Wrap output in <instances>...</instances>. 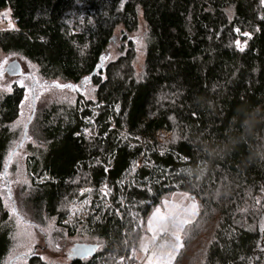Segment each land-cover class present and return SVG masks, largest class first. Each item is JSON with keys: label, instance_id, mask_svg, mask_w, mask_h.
Wrapping results in <instances>:
<instances>
[{"label": "trees", "instance_id": "1", "mask_svg": "<svg viewBox=\"0 0 264 264\" xmlns=\"http://www.w3.org/2000/svg\"><path fill=\"white\" fill-rule=\"evenodd\" d=\"M5 12L2 56L88 88L35 109L21 183L25 91H0V264H55L10 259L14 222L41 221L71 241L62 264H139L146 220L174 194L199 211L167 264H264V0H0Z\"/></svg>", "mask_w": 264, "mask_h": 264}, {"label": "rangeland", "instance_id": "2", "mask_svg": "<svg viewBox=\"0 0 264 264\" xmlns=\"http://www.w3.org/2000/svg\"><path fill=\"white\" fill-rule=\"evenodd\" d=\"M7 13L5 16L4 14ZM0 15V33H8L15 30V24L10 19L9 13L5 12ZM11 25V28H10ZM140 39H133L136 45V62L137 68L141 65V49ZM115 44V42L113 43ZM114 48L109 50V53L103 58V63L110 60L114 54ZM112 59V58H111ZM17 62L20 65L21 73L16 77H9L6 73L7 66ZM16 85L19 88H23L25 91V97L20 107V115L16 124V131L19 140H22L24 147L20 152H16L13 156L10 171L14 170L13 174L17 178V181L24 180V160L28 155V147H35V143L30 137V120L35 109L39 111L44 106L57 102L58 104L70 105L73 102V95L80 91L84 92L88 87L87 83L84 82L80 85L74 86L73 88H54L45 87V84L37 79V73L35 68L13 56L4 57L0 54V91H5L9 86ZM63 85V84H62ZM72 85V84H68ZM32 123V122H31ZM9 173L5 175L4 180L1 182V194L5 199L8 210L15 211L13 206L10 188L8 183ZM186 195L174 194L166 198L161 206L157 207L149 215L144 225V235L138 246L135 247L133 255L137 262L140 264L146 255V250L149 246L162 235L163 231H168L173 238V243L167 244L168 247L174 251L173 258L181 247L182 231L183 229L191 224L197 217L199 206L198 203L191 200L189 197H183ZM10 200V201H9ZM196 205L195 209L191 208L192 204ZM157 210L159 212L157 213ZM188 219L191 221L189 224H182L181 221ZM15 224L17 245L11 252V258L13 263L18 256L22 258L27 257L32 252L40 255L43 259L50 261V263H67L71 256V241L63 237L57 232L53 224L49 221H41L37 226L33 224L23 223L21 225ZM168 229V230H167ZM177 233L179 239H177ZM151 243V244H150ZM158 247V246H157ZM167 248V247H166ZM162 249H159L155 254H159ZM152 258V257H151ZM155 259L152 258L151 262ZM23 261L17 260L14 264H22ZM145 264H150V260Z\"/></svg>", "mask_w": 264, "mask_h": 264}, {"label": "crops", "instance_id": "3", "mask_svg": "<svg viewBox=\"0 0 264 264\" xmlns=\"http://www.w3.org/2000/svg\"><path fill=\"white\" fill-rule=\"evenodd\" d=\"M183 195V194H182ZM183 197H186V196H183ZM168 230V229H167ZM166 231V230H165ZM165 231H163V232H165ZM159 238V237H158ZM157 238V239H158ZM157 241V240H156ZM155 241V242H156ZM154 242V243H155ZM153 243V244H154ZM151 244V243H150ZM152 244V245H153ZM169 245H159L158 247H156L155 249H154V251H153V254L152 255H150V256H148V257H146V255H145V257H144V259L142 260V262L140 263V264H145L147 261H148V259L150 258V257H152V258H154L155 260L154 261H152L151 262V264H157V261H161V262H163V264H167V263H169L171 260H172V258H173V254H174V251H172L171 250V248H169L168 247ZM167 247V248H166ZM159 249H162V251L159 253V254H155V252L157 251V250H159ZM169 253H171V259L169 258Z\"/></svg>", "mask_w": 264, "mask_h": 264}, {"label": "built area", "instance_id": "4", "mask_svg": "<svg viewBox=\"0 0 264 264\" xmlns=\"http://www.w3.org/2000/svg\"><path fill=\"white\" fill-rule=\"evenodd\" d=\"M173 243V238L171 237L170 233L168 231H165L160 235L158 240L152 245L149 246L146 250V257L150 256L153 254L154 249L159 246V245H166Z\"/></svg>", "mask_w": 264, "mask_h": 264}, {"label": "snow or ice", "instance_id": "5", "mask_svg": "<svg viewBox=\"0 0 264 264\" xmlns=\"http://www.w3.org/2000/svg\"><path fill=\"white\" fill-rule=\"evenodd\" d=\"M4 15L6 16L7 13H5ZM10 28H11V25H10ZM245 35H247V34H245ZM45 87L69 88V89H71V88H73L74 86H73V85H68V84H63V85H62V84H59V83H55V84H52V85H45ZM257 203H259V200H257ZM191 208H192V209H195V208H196V205L193 203V204L191 205ZM158 212H159V210H157V213H158ZM181 223H182V224H189V223H191V221L188 220V219H184V220L181 221ZM177 239H179L178 233H177ZM168 255H169V258L171 259V253H169ZM149 260H150V264H151V260H152V258L150 257ZM157 264H163V262H161V261H157Z\"/></svg>", "mask_w": 264, "mask_h": 264}, {"label": "water", "instance_id": "6", "mask_svg": "<svg viewBox=\"0 0 264 264\" xmlns=\"http://www.w3.org/2000/svg\"><path fill=\"white\" fill-rule=\"evenodd\" d=\"M6 73L10 77H14V76L19 75V73H20V66H19V64L16 63V62L10 63L7 66V68H6Z\"/></svg>", "mask_w": 264, "mask_h": 264}, {"label": "bare ground", "instance_id": "7", "mask_svg": "<svg viewBox=\"0 0 264 264\" xmlns=\"http://www.w3.org/2000/svg\"><path fill=\"white\" fill-rule=\"evenodd\" d=\"M12 32V31H11ZM20 73H21V68H20ZM20 73H19V75H20ZM18 76V75H17ZM10 77V76H9ZM14 77H16V76H14Z\"/></svg>", "mask_w": 264, "mask_h": 264}]
</instances>
